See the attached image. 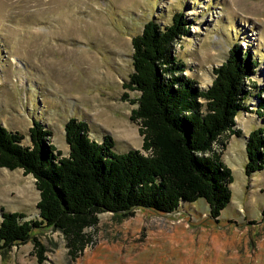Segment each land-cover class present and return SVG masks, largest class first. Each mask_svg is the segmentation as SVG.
<instances>
[{"label": "rangeland", "instance_id": "rangeland-1", "mask_svg": "<svg viewBox=\"0 0 264 264\" xmlns=\"http://www.w3.org/2000/svg\"><path fill=\"white\" fill-rule=\"evenodd\" d=\"M174 13L189 20L190 36L174 46L186 76L206 88L235 44L258 60L248 85L264 95V0H0L1 126L29 146L28 129L38 122L67 156L63 124L76 118L90 125L95 140L110 136L116 154L140 151L138 126L129 121L135 108L129 101L138 94L122 88L132 72L130 40L150 20L168 25ZM257 115L239 113L234 129L241 137L221 139L232 183L217 219L201 199L169 215L102 214L86 231L91 244L75 259L62 236L44 228L32 233L44 247L42 261L30 239L0 251V264H264V169L249 177L243 171V137L259 124ZM38 200L31 176L0 169V211L31 220Z\"/></svg>", "mask_w": 264, "mask_h": 264}, {"label": "trees", "instance_id": "trees-1", "mask_svg": "<svg viewBox=\"0 0 264 264\" xmlns=\"http://www.w3.org/2000/svg\"><path fill=\"white\" fill-rule=\"evenodd\" d=\"M188 25L182 13H174L168 25L150 20L130 40L132 72L122 88L138 94L129 101L135 106L129 121L138 126L140 151L116 154L110 136L95 140L90 125L76 118L63 124L67 156L38 122L28 129L29 146L20 133L0 124V169L31 176L39 195L31 220L0 211V251L32 239L42 261L44 247L32 233L48 228L62 236L75 259L91 244L86 231L99 224L102 214L127 218L145 209L169 215L199 199L217 219L230 203L232 183L222 160L227 143L221 139L225 134L241 137L234 129L239 113L256 112L259 122L243 137L244 174L264 169V95L248 85L258 60L233 44L212 69L211 83L201 88L185 75L186 66L174 53L175 44L190 36ZM251 100L255 105H249ZM217 143L218 151L213 149Z\"/></svg>", "mask_w": 264, "mask_h": 264}, {"label": "crops", "instance_id": "crops-1", "mask_svg": "<svg viewBox=\"0 0 264 264\" xmlns=\"http://www.w3.org/2000/svg\"><path fill=\"white\" fill-rule=\"evenodd\" d=\"M68 154V153H67Z\"/></svg>", "mask_w": 264, "mask_h": 264}, {"label": "water", "instance_id": "water-1", "mask_svg": "<svg viewBox=\"0 0 264 264\" xmlns=\"http://www.w3.org/2000/svg\"><path fill=\"white\" fill-rule=\"evenodd\" d=\"M237 119V118H236Z\"/></svg>", "mask_w": 264, "mask_h": 264}]
</instances>
